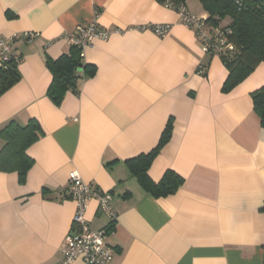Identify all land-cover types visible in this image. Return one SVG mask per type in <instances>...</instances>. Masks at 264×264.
Segmentation results:
<instances>
[{"label":"crops","instance_id":"1","mask_svg":"<svg viewBox=\"0 0 264 264\" xmlns=\"http://www.w3.org/2000/svg\"><path fill=\"white\" fill-rule=\"evenodd\" d=\"M185 5L207 16L199 0ZM95 12L111 31L84 49L95 73L57 103L46 59L67 53L65 34ZM158 24L169 30L158 35ZM25 31L37 36L12 43L20 79L0 95V128L35 119L41 132L26 150L33 163L23 181L0 171V264L61 260L73 230L75 201L63 191L73 170L112 195L110 225L96 198L85 213L92 230L107 227L110 264H264V128L250 96L264 84V63L222 92L228 71L219 56L203 53L158 0H0V36ZM168 124L147 173L158 182L172 170L183 182L154 196L126 160L155 149Z\"/></svg>","mask_w":264,"mask_h":264},{"label":"trees","instance_id":"2","mask_svg":"<svg viewBox=\"0 0 264 264\" xmlns=\"http://www.w3.org/2000/svg\"><path fill=\"white\" fill-rule=\"evenodd\" d=\"M164 3L167 0H158ZM174 4L185 0H169ZM206 12V22L212 27L229 28L230 40L234 44L232 52L217 54L226 67L228 74L221 91L226 93L245 79L260 63H264V0H199ZM70 46V45H69ZM211 54V55H213ZM14 62L0 68V95L20 79V73ZM46 65L52 75L47 94L55 102H60L67 91L76 92L79 81L95 73V66L85 64L80 49L70 46L69 51L56 59H46ZM207 64H203L205 74ZM255 114L264 128V84L250 93ZM169 124L165 127L158 146L150 151L126 160L130 172L139 184L154 196H165L175 192L183 178L172 170H167L158 182L148 176V168L160 146L170 134ZM40 128L35 119L21 125L9 120L0 128V171L17 172L23 181L33 160L26 154L30 144L40 136Z\"/></svg>","mask_w":264,"mask_h":264},{"label":"built area","instance_id":"3","mask_svg":"<svg viewBox=\"0 0 264 264\" xmlns=\"http://www.w3.org/2000/svg\"><path fill=\"white\" fill-rule=\"evenodd\" d=\"M163 5L178 13L183 25L193 30L198 38L201 50L205 54L232 52L234 44L230 40L231 30L229 28L212 27L206 22V16H196L189 12L185 3L174 4L165 1ZM98 12L87 24H79L74 30L65 34V39L70 46L80 49L83 57L84 49L91 45L95 39L106 40L111 31L103 28L97 22ZM158 35H164L169 30V25L158 24L151 26ZM37 33L25 31L13 33L10 36H0V68L6 63H19L22 56L13 49L12 43L16 39L23 38L31 41ZM198 71L203 72V65ZM75 201V211L72 216L73 230L66 234L62 249V258L56 264H72L75 259H82L85 264H110L113 258L112 248L104 241L107 227L92 230L86 219L85 213L90 199L98 200L99 210L108 218L109 225L115 220L116 215L110 206L112 195L110 192H102L84 182L76 171H70L67 187L63 190Z\"/></svg>","mask_w":264,"mask_h":264}]
</instances>
